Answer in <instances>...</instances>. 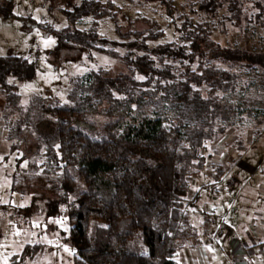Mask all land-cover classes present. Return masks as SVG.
<instances>
[{"label": "trees", "instance_id": "1", "mask_svg": "<svg viewBox=\"0 0 264 264\" xmlns=\"http://www.w3.org/2000/svg\"><path fill=\"white\" fill-rule=\"evenodd\" d=\"M126 1L164 6L176 41L158 43L164 35L158 23L124 32L119 20L124 11L110 1L81 0L63 9L65 28L41 26L58 38L51 56L99 53L126 68L115 75L100 68L73 78L66 102L34 95L23 105L15 81L34 80L36 63L0 56V124L8 132L10 154H21L17 167L43 168L35 178L14 174L13 189L31 197L28 206L14 209L15 216L25 222L42 214L67 217L70 231L63 236L75 252L74 264H179L175 257L186 240L202 245L214 225L204 212L200 237L187 209L196 202L189 200L190 179L207 166L206 144L224 135L237 114L218 94L236 90L242 78L235 70L264 71V51L214 40L223 10L216 0H189L197 5L192 12L197 18L182 6L176 19L174 0ZM0 14L13 17L12 3L0 4ZM88 18L90 27L79 28ZM143 18L135 16L134 22ZM104 19L114 22L118 41L99 33ZM43 151L46 162L38 164ZM215 170L221 178L223 167ZM7 208L0 200V213ZM41 250L42 245H26L11 264L35 261Z\"/></svg>", "mask_w": 264, "mask_h": 264}, {"label": "rangeland", "instance_id": "2", "mask_svg": "<svg viewBox=\"0 0 264 264\" xmlns=\"http://www.w3.org/2000/svg\"><path fill=\"white\" fill-rule=\"evenodd\" d=\"M105 1L124 11L119 12L124 32L147 30L158 23L157 30L164 32L158 43L176 41L178 35L174 25H170L166 9L160 3ZM188 1L174 0L177 5L175 19L181 15L182 6L190 17L197 18V13L192 14L197 5L195 2L187 4ZM216 1L223 10L216 18L221 27L215 32L214 40L223 46L264 51V0ZM10 2L14 16L6 18L0 14V56H21L36 63L34 80L15 81L23 105H27L34 95L53 96L66 102L71 80L100 68L112 75L126 71L122 62L105 54L68 52L50 55L58 45V38L55 32H48L41 26L54 31L65 28L68 20L62 10H71L81 0H0V4ZM135 16L148 19L134 22ZM128 21L134 24L130 25ZM177 23L181 25L182 21ZM90 25V18L84 19L79 28L88 29ZM99 33L108 40H119L110 19L100 21ZM116 51L124 53L122 48ZM234 72L242 78L236 90L218 95L236 107L237 114L230 120L232 124L224 135L206 144L207 166L203 173L190 179L189 200L196 199L187 209L191 223L203 238V211L213 214L211 238L207 241L203 238L202 245L195 251L192 249L195 239L189 237L184 244L189 256L185 264H264V206L257 201L260 196L264 203V71L251 74L237 69ZM1 103L4 101L0 96ZM165 111L167 115H173L167 108ZM7 134L5 124H0V200L8 207L0 213V264H11L15 254L21 253L26 245L35 244L42 245L37 259L21 264H74L75 252L63 236V232L70 231L67 217L46 218L42 214L26 222L22 218L16 219L15 208L28 206L31 197H24L13 189L14 174L35 178L41 175L43 168L30 169L27 163L17 167L16 159L21 154H10L11 142H7ZM35 161L38 164L46 162L44 151ZM218 166L224 169L221 178L215 170ZM16 176L19 181L21 176ZM179 254L176 259L181 260Z\"/></svg>", "mask_w": 264, "mask_h": 264}, {"label": "crops", "instance_id": "3", "mask_svg": "<svg viewBox=\"0 0 264 264\" xmlns=\"http://www.w3.org/2000/svg\"><path fill=\"white\" fill-rule=\"evenodd\" d=\"M6 140H7V138H6ZM7 142H9L8 140H7ZM10 148V147H9ZM190 191H191V187H190ZM200 197V196H199ZM199 199V198H198ZM200 200V199H199ZM257 201H258V203L261 205H263L264 206V203H262L263 202V199L259 196V199H258V197H257ZM203 212H206V213H208L207 211H203ZM211 215H213V214H211ZM259 215V214H258ZM201 246V245H200ZM197 247H199V246H196V247H193L192 249H195V251L197 250ZM186 251H188L187 250V248L185 247V248H183V250H181L178 254H179V257L178 258H181V260L179 259H176V257H175V260L179 263V264H185L184 262L185 261H189V256H188V253L186 252ZM182 253V254H181ZM197 253V252H196ZM198 254V253H197ZM183 255V256H182ZM184 257V258H183Z\"/></svg>", "mask_w": 264, "mask_h": 264}]
</instances>
